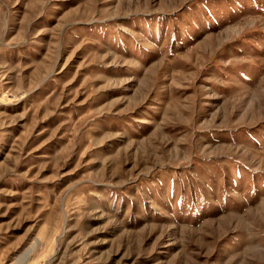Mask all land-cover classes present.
I'll return each mask as SVG.
<instances>
[{
  "label": "rangeland",
  "instance_id": "obj_1",
  "mask_svg": "<svg viewBox=\"0 0 264 264\" xmlns=\"http://www.w3.org/2000/svg\"><path fill=\"white\" fill-rule=\"evenodd\" d=\"M0 264H264V0H0Z\"/></svg>",
  "mask_w": 264,
  "mask_h": 264
}]
</instances>
